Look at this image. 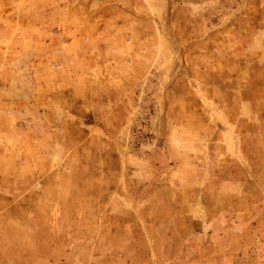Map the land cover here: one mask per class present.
<instances>
[{
  "label": "rangeland",
  "instance_id": "obj_1",
  "mask_svg": "<svg viewBox=\"0 0 264 264\" xmlns=\"http://www.w3.org/2000/svg\"><path fill=\"white\" fill-rule=\"evenodd\" d=\"M0 264H264V0H0Z\"/></svg>",
  "mask_w": 264,
  "mask_h": 264
}]
</instances>
